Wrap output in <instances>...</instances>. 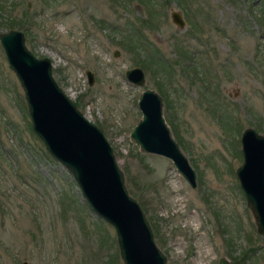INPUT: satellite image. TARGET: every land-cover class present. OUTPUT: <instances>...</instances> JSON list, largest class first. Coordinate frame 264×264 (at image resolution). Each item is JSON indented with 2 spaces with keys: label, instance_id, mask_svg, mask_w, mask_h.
I'll use <instances>...</instances> for the list:
<instances>
[{
  "label": "rangeland",
  "instance_id": "374dc122",
  "mask_svg": "<svg viewBox=\"0 0 264 264\" xmlns=\"http://www.w3.org/2000/svg\"><path fill=\"white\" fill-rule=\"evenodd\" d=\"M11 29L52 60L59 86L105 134L167 264H218L227 253L235 264H264L236 177L243 130L264 135V0H0V33ZM133 67L143 86L127 80ZM146 88L163 98L194 188L130 139ZM29 125L0 43V264H124L113 226Z\"/></svg>",
  "mask_w": 264,
  "mask_h": 264
},
{
  "label": "water",
  "instance_id": "95a60500",
  "mask_svg": "<svg viewBox=\"0 0 264 264\" xmlns=\"http://www.w3.org/2000/svg\"><path fill=\"white\" fill-rule=\"evenodd\" d=\"M170 16L176 26L185 27L180 11L172 10ZM0 43L23 90L32 130L46 151L72 174L91 209L113 226L124 264H167L145 212L127 189L113 147L101 128L59 86L52 60L34 55L20 30L0 33ZM118 55L115 51L114 56ZM86 73L92 85L94 74ZM126 78L139 87L145 84L140 67L128 69ZM137 104L141 119L130 133L131 141L145 153L169 159L186 182L196 187L197 173L165 120L162 96L146 88ZM241 152L236 177L264 242V135L252 127L244 129ZM221 264L228 263L222 259Z\"/></svg>",
  "mask_w": 264,
  "mask_h": 264
},
{
  "label": "flooded vegetation",
  "instance_id": "af4514ba",
  "mask_svg": "<svg viewBox=\"0 0 264 264\" xmlns=\"http://www.w3.org/2000/svg\"><path fill=\"white\" fill-rule=\"evenodd\" d=\"M172 12V11H171ZM171 14V13H170ZM171 18V16H170ZM138 105V104H137ZM139 108V107H138ZM228 254V253H227ZM227 254H225L224 256H221L220 258H218V264H221V260L224 259L228 264H235L234 262H237V261H234L233 258H231L230 256H227ZM229 255V254H228ZM228 257H230L228 259Z\"/></svg>",
  "mask_w": 264,
  "mask_h": 264
},
{
  "label": "trees",
  "instance_id": "16d2710c",
  "mask_svg": "<svg viewBox=\"0 0 264 264\" xmlns=\"http://www.w3.org/2000/svg\"><path fill=\"white\" fill-rule=\"evenodd\" d=\"M75 104H76V102H75ZM76 105H77V104H76ZM29 129H30V131L33 132V134H34V131L32 130V127H31L30 125H29ZM47 153H48V152H47ZM48 154H49V153H48ZM48 154H47V155H48ZM49 155H50V154H49ZM49 155H48V156H49ZM50 156H51V155H50ZM51 157H52V156H51Z\"/></svg>",
  "mask_w": 264,
  "mask_h": 264
}]
</instances>
